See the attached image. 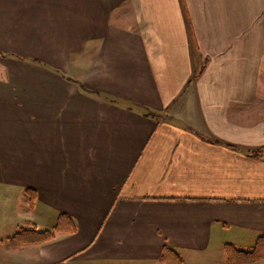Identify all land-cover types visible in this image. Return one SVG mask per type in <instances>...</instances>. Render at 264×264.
<instances>
[{"label":"crops","instance_id":"obj_1","mask_svg":"<svg viewBox=\"0 0 264 264\" xmlns=\"http://www.w3.org/2000/svg\"><path fill=\"white\" fill-rule=\"evenodd\" d=\"M1 200L15 216L0 264H165V248L233 264L226 246L255 249L264 0H0ZM62 214L75 233L11 246Z\"/></svg>","mask_w":264,"mask_h":264},{"label":"trees","instance_id":"obj_2","mask_svg":"<svg viewBox=\"0 0 264 264\" xmlns=\"http://www.w3.org/2000/svg\"><path fill=\"white\" fill-rule=\"evenodd\" d=\"M153 115V113H149ZM258 155V152H255ZM77 226L71 217L62 214L54 231L37 232L21 231L10 239L11 246L20 247L29 243H45L55 238V233H75ZM34 238H33V237ZM229 261L233 264H245L248 262L264 259V236L258 241L257 247L250 252H241L234 249L232 246L225 248ZM162 261L165 264H181L180 258L172 249L165 248Z\"/></svg>","mask_w":264,"mask_h":264},{"label":"rangeland","instance_id":"obj_3","mask_svg":"<svg viewBox=\"0 0 264 264\" xmlns=\"http://www.w3.org/2000/svg\"><path fill=\"white\" fill-rule=\"evenodd\" d=\"M1 201H4V203L1 206L2 209L0 208V220H2L4 218L5 219H9L10 217H12L14 215V213L9 211L10 209L15 208V206L13 204V201H5V200H1ZM5 213H8V214L5 215ZM10 213H12L13 215H11ZM256 261H258V260H256ZM256 261L248 262V263H245V264L253 263V262H256Z\"/></svg>","mask_w":264,"mask_h":264}]
</instances>
